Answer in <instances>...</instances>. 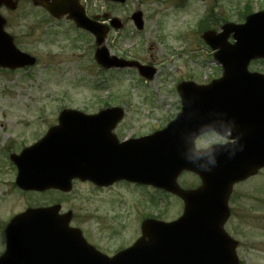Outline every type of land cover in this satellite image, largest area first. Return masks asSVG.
Listing matches in <instances>:
<instances>
[{
  "label": "rangeland",
  "instance_id": "obj_1",
  "mask_svg": "<svg viewBox=\"0 0 264 264\" xmlns=\"http://www.w3.org/2000/svg\"><path fill=\"white\" fill-rule=\"evenodd\" d=\"M86 1L89 14H109L124 24L108 36L111 54L152 65L158 73L146 81L136 70L105 72L93 58L95 41L90 35L73 31L65 22L42 23L45 19L31 9L28 14L23 12L26 9L18 13L15 27L20 43L27 51L36 48L40 59L29 73L0 74V253L5 249L4 225L29 207L61 205L62 213H73L72 226L109 255L140 238L143 220L175 219L180 212L173 198L126 184L99 189L77 183L69 194L23 193L15 185L17 171L6 147L20 151L42 138L63 107L88 113L103 102L122 107L127 128L123 137L166 125L180 111L181 82L206 84L222 76L200 30L220 31L225 23H243L246 14L264 10V0H127L123 5ZM136 11L144 16L141 32L131 19ZM40 39L45 42L39 43ZM258 69L264 65L258 64ZM181 181L184 188L199 185L192 175ZM233 197L229 230L240 242L239 260L264 264V172L237 186ZM239 205L245 210L242 219ZM250 208L253 214L247 212Z\"/></svg>",
  "mask_w": 264,
  "mask_h": 264
},
{
  "label": "water",
  "instance_id": "obj_2",
  "mask_svg": "<svg viewBox=\"0 0 264 264\" xmlns=\"http://www.w3.org/2000/svg\"><path fill=\"white\" fill-rule=\"evenodd\" d=\"M50 11L56 16L68 14L78 27L93 32L99 45L104 43L106 31L103 26L86 18L77 0H53ZM133 19L142 29V14H135ZM112 24L117 28L121 27L118 20ZM231 34H234L237 41L235 45L227 43ZM205 39L213 49L219 50L217 59L225 65L223 79L212 83L210 86L213 89L206 94H210V101L221 102L225 108L226 98L216 99L220 95L219 91H227L228 96L232 92L243 94L242 87L253 84L247 65L253 58L264 56V13L250 17L245 26L226 25L220 36L208 33ZM97 58L100 64L108 68L134 65L108 58L105 48L99 50ZM17 60L21 62L20 58ZM140 72L149 79L154 74L147 68H140ZM192 85L194 84L184 83L181 86ZM183 99L184 112L196 108L197 105L188 102L186 96L183 95ZM229 110L232 108H227ZM256 126L261 125L257 123ZM189 127L190 123L183 124V121L180 123L177 120L164 132L153 137L145 147L130 154L127 152V155L117 151L107 160L101 161L97 157H93L94 161L74 153H68L58 161L55 157L46 156L49 151L48 140L27 150L23 156L15 159L19 167L17 185L26 191L60 189L68 192L71 190L72 179L80 177L100 185H109L127 178L178 193L175 178L185 169L198 173L203 180V187L197 192L181 195L186 202L182 222L163 227H157L153 223L152 229L149 228L150 231L146 230L144 233L149 238L148 242L140 240L134 247L113 259L97 253L83 240L80 232L71 230L67 220L56 215L58 208L29 210L15 218L9 226L8 250L0 259V264H237L234 244L221 229L228 214L226 200L236 182L264 166V139L245 144L232 158L227 154L221 155L218 166L205 173L186 164L180 156L181 129L187 147H192L193 139L187 137L186 132ZM247 131L248 129H236L233 135H243ZM260 135L256 134L257 137ZM244 142L240 140V144ZM49 214L59 227L49 225L56 222L46 217ZM30 218H34V222L37 220V223L27 227Z\"/></svg>",
  "mask_w": 264,
  "mask_h": 264
},
{
  "label": "flooded vegetation",
  "instance_id": "obj_3",
  "mask_svg": "<svg viewBox=\"0 0 264 264\" xmlns=\"http://www.w3.org/2000/svg\"><path fill=\"white\" fill-rule=\"evenodd\" d=\"M80 1L88 9L87 1L86 0H80ZM30 9L34 11L35 13L40 14L43 17V19H45L42 23L50 22L52 23V25H54V23L65 22V24H67L68 27L71 28L73 31L83 33L81 30L76 29L75 25L72 22H70L67 19V17H63L59 20L52 17L50 13L43 6L40 5L39 0H0V74L1 75H5V74L15 75L18 72L27 73L39 65L40 58L37 56L38 50L36 48L30 49V50L28 49V51L25 50L23 48V45L20 43V37L15 27L17 23L18 13L24 10L23 11L24 14H28L29 13L28 11H31ZM88 16L91 17L92 19L96 17V15H92V14L90 15L88 14ZM108 21L109 20L107 19L105 20L104 23H107ZM57 26H59V24H57ZM31 30L33 31L34 28H31ZM54 34L58 36V33L56 31L54 32ZM40 42H45V39H40L39 43ZM32 44H33L32 42L29 43V46H31ZM13 46H15L20 51L27 53L31 57L35 58L36 63L33 66H28L24 68H14V65H15L13 62L14 56L13 54L10 55V53L13 52V48H14ZM258 64L264 65V62L256 63L254 65L252 63L253 65V67L251 66V69H253L252 72H259V73L264 74V69L259 70ZM122 129H123L122 124L117 126L115 132L118 136H120ZM204 136L208 137L209 134H206ZM233 200L236 201L235 199ZM244 211H245L244 206L241 207L239 205L238 213L240 214V217L243 215V213H245ZM247 212L249 214H253L254 210L250 208V209H247ZM242 218L243 217H241V219Z\"/></svg>",
  "mask_w": 264,
  "mask_h": 264
},
{
  "label": "clouds",
  "instance_id": "obj_4",
  "mask_svg": "<svg viewBox=\"0 0 264 264\" xmlns=\"http://www.w3.org/2000/svg\"><path fill=\"white\" fill-rule=\"evenodd\" d=\"M193 111H188L180 114L178 122L186 124L193 117ZM223 123L226 127V133L223 135L212 134L209 139L207 136H198L193 142L192 147H187L186 139L182 129L180 130L181 151L180 156L186 164L200 172H211L218 166L221 155L227 154L232 158L237 150H242L243 145L240 144L242 134L233 135L236 131L234 120L223 118Z\"/></svg>",
  "mask_w": 264,
  "mask_h": 264
}]
</instances>
